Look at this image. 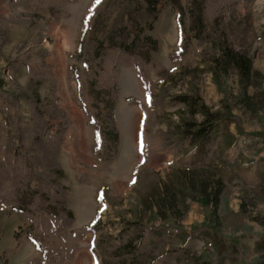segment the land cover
I'll use <instances>...</instances> for the list:
<instances>
[{
    "label": "rangeland",
    "instance_id": "obj_1",
    "mask_svg": "<svg viewBox=\"0 0 264 264\" xmlns=\"http://www.w3.org/2000/svg\"><path fill=\"white\" fill-rule=\"evenodd\" d=\"M149 1L0 0V264H264V0Z\"/></svg>",
    "mask_w": 264,
    "mask_h": 264
},
{
    "label": "trees",
    "instance_id": "obj_2",
    "mask_svg": "<svg viewBox=\"0 0 264 264\" xmlns=\"http://www.w3.org/2000/svg\"><path fill=\"white\" fill-rule=\"evenodd\" d=\"M157 3L154 0L149 1L148 11L151 15H155L157 13ZM137 38V35L134 37ZM150 38V37H149ZM114 37H111V41H113ZM151 39V38H150ZM152 40V39H151ZM155 42L154 40H152ZM125 50H129V47H121ZM221 54L217 59H214L213 68L215 74L218 76L221 74V70L223 73L228 75L231 71H236L238 73V77L240 82L246 87L252 82V62L250 57L244 53L236 52L230 48L221 47ZM181 100L187 104L188 108L192 110V112H198L196 108L198 104L196 102V97H181ZM251 101L249 100V103ZM203 114L205 115L204 121L200 123V125H195V123L185 122L184 123V131L183 134H190L192 138L195 140L204 138L208 133L214 132L215 127L218 126L221 122H231L232 114L230 111L226 113H210L205 108H202ZM196 126L200 128L195 131ZM113 137L117 140L118 133H112ZM232 143H228L227 146L230 147ZM193 174V173H192ZM181 182L180 187L175 192L181 195H190L195 198L196 196L202 195L207 199L205 204H213L215 209L218 208L220 195L223 190V181L221 179H215L211 175V181L207 178L204 181H200L197 176H192L189 172L181 173ZM193 177V178H192ZM215 179V181H212ZM199 180V181H198ZM173 183V182H171ZM187 193V194H186ZM212 195V196H211ZM70 216H73L72 212H68ZM141 236V235H140ZM140 238V237H138ZM134 247L133 243H129V249Z\"/></svg>",
    "mask_w": 264,
    "mask_h": 264
},
{
    "label": "crops",
    "instance_id": "obj_3",
    "mask_svg": "<svg viewBox=\"0 0 264 264\" xmlns=\"http://www.w3.org/2000/svg\"><path fill=\"white\" fill-rule=\"evenodd\" d=\"M130 181V180H129ZM89 248L88 249H86V251H87V254H86V256L88 257V261H86V262H89V264H95V260H94V256H93V251H92V249H91V244L89 243ZM89 258H90V260H89ZM80 259V258H79ZM79 259H77L76 260V262L79 260ZM75 262V263H76Z\"/></svg>",
    "mask_w": 264,
    "mask_h": 264
},
{
    "label": "snow or ice",
    "instance_id": "obj_4",
    "mask_svg": "<svg viewBox=\"0 0 264 264\" xmlns=\"http://www.w3.org/2000/svg\"><path fill=\"white\" fill-rule=\"evenodd\" d=\"M96 3L99 4L100 3V0H96Z\"/></svg>",
    "mask_w": 264,
    "mask_h": 264
}]
</instances>
